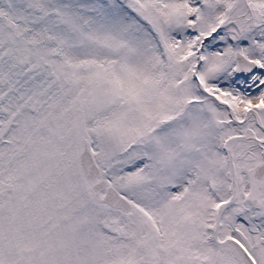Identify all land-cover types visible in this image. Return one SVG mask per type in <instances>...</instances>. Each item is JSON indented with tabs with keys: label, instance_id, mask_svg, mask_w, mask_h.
<instances>
[{
	"label": "snow or ice",
	"instance_id": "6c2138e0",
	"mask_svg": "<svg viewBox=\"0 0 264 264\" xmlns=\"http://www.w3.org/2000/svg\"><path fill=\"white\" fill-rule=\"evenodd\" d=\"M0 264H264V0H0Z\"/></svg>",
	"mask_w": 264,
	"mask_h": 264
}]
</instances>
